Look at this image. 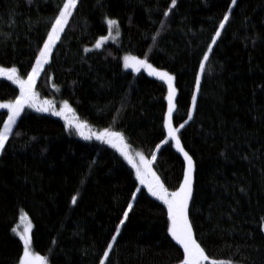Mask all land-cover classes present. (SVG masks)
<instances>
[{
  "label": "trees",
  "instance_id": "trees-1",
  "mask_svg": "<svg viewBox=\"0 0 264 264\" xmlns=\"http://www.w3.org/2000/svg\"><path fill=\"white\" fill-rule=\"evenodd\" d=\"M60 3L0 0L1 67L28 75ZM170 3L79 0L34 90L53 105L68 101L92 131L123 133L133 155L151 160L156 152L153 171L174 191L184 157L174 142L156 148L167 137L166 86L124 69L120 56L147 59L174 76L173 126L179 127L192 106L199 61L231 0H178L164 17ZM106 16L118 21L119 40L85 52L106 34ZM209 55L193 117L178 133L193 159L189 219L210 259L264 264V0H237ZM18 94L16 84L0 77V101ZM6 117L0 110V127ZM72 131L60 118L29 108L13 125L0 151V264H17L22 254L12 231L20 210L32 226V250L47 264H99L129 200L133 209L106 264H179L183 250L167 233L163 202L114 148Z\"/></svg>",
  "mask_w": 264,
  "mask_h": 264
},
{
  "label": "snow or ice",
  "instance_id": "snow-or-ice-1",
  "mask_svg": "<svg viewBox=\"0 0 264 264\" xmlns=\"http://www.w3.org/2000/svg\"><path fill=\"white\" fill-rule=\"evenodd\" d=\"M178 0H171V3L163 12L164 17H169L172 9L177 6ZM79 0H62V3L57 5V12L54 18L49 22L50 28L47 29L46 38H43L42 46H38V52L35 57V62L32 65L31 71L28 73L27 79H22L17 74V69L12 67L4 69L0 67V75H7V79L12 81L19 87V95L13 101L0 103V109L7 110V118L3 121V126L0 127V151L5 148L6 142L9 139L10 133L13 131V125L17 123V118L21 116L25 107H35L37 111L52 113L60 116L65 121V127L69 130L74 129L75 133L84 140H92L93 138L103 144L110 145L128 162L135 170L136 180L140 185L147 188V191L157 200L162 201L167 209V233L177 245L183 250V258L179 260V264H233L231 260L225 262L217 259H210L205 253V249L194 238L193 224L189 219V202L193 198V159L181 144L178 133L193 117V111L197 103V96L201 86V73L206 67V61L210 58V53L213 51L214 45L218 38L222 35V30L225 29L226 24L230 21L231 12L237 4V0H231L228 5V11H225L223 18L220 19L218 27L211 36V42L207 45V50L203 52V57L199 61V70L195 75V90L192 93V106L188 109L187 119L179 125L173 126L174 113L177 111V91L174 86V76L167 71H163L153 67L148 63L147 59H141L132 55H125L123 57V67L125 69L131 68L135 72H139L142 68L148 70V74L158 77L164 81L168 86L166 96L167 111L163 117V128L167 132V137L162 140L160 144L156 145L160 149L161 144L174 142L178 152L182 153L184 157L185 166L183 169V179L179 186L174 191H169L164 183L161 182L160 177L153 171V161L157 159V153L153 152L152 159L149 160L142 152L131 153L130 145L125 141L123 133L112 130L111 127L104 128L100 131H92L86 122L79 121L68 101H64L60 110L56 111L51 105L50 101H44L43 105L37 106V94L34 91V85L44 66L49 63V58L53 52L54 46L61 39V34L64 33L70 18L74 15V11L78 7ZM158 10V9H157ZM150 12V9H145ZM105 22L108 27V35L100 36L94 48L100 49L104 42L113 38V31L115 35L119 36V25L116 19L105 17ZM161 25H165V21H160ZM161 29H157L156 33L151 37L153 41L157 40ZM85 52L90 49L85 48ZM71 117V118H70ZM92 163H95L93 161ZM91 167V164L89 165ZM141 189H137L139 192ZM136 197V192L132 194ZM71 202H77V196L73 195ZM133 209V201L129 200L127 208L123 211V216L116 225L115 234L111 236V240L107 244V248L103 252V257L99 260V264H106V258L109 257L110 250L114 248V242L121 231V225L125 224L129 216V212ZM21 220H27V215L21 210ZM32 226L28 222L23 231L14 227L12 231L19 237L22 242V254L19 256L18 264H47L46 258L35 254L32 250Z\"/></svg>",
  "mask_w": 264,
  "mask_h": 264
},
{
  "label": "rangeland",
  "instance_id": "rangeland-1",
  "mask_svg": "<svg viewBox=\"0 0 264 264\" xmlns=\"http://www.w3.org/2000/svg\"><path fill=\"white\" fill-rule=\"evenodd\" d=\"M105 35H108V27H107V32H106V34H104V35H102V36H105ZM119 40V36H116L115 35V31H113V38L112 39H109V40H107L106 42H104V44L105 43H108V42H117ZM96 42V41H95ZM95 42H94V44H95ZM94 44L93 45H90V46H88V47H86V48H88V49H93L94 48ZM125 55H129V53H122L121 54V56H120V59H121V62H122V66H123V57L125 56ZM131 55V54H130ZM132 56H134V55H132ZM149 63V62H148ZM151 64V63H150ZM1 67V66H0ZM153 67H155V66H153ZM2 68H4V67H2ZM12 68V67H11ZM124 68V67H123ZM156 68V67H155ZM4 69H10V68H4ZM125 69V68H124ZM157 69H159V68H157ZM127 70H131V71H133L131 68H128ZM160 70H163V69H160ZM140 71H143L144 73H146V74H148V70L146 69V68H142ZM163 71H166V70H163ZM135 72V71H134ZM171 74V73H170ZM149 75V74H148ZM172 75V74H171ZM28 76V75H27ZM27 76L26 77H20V78H22V79H27ZM151 76V75H150ZM0 77H3V78H7V75L5 74V75H0ZM152 77H155V78H157V79H159L158 77H156V76H152ZM160 80V79H159ZM164 84H165V86H166V95H165V99H166V96H167V92H168V86H167V84L164 82V81H162ZM173 83H174V81H173ZM175 86V85H174ZM19 88V87H18ZM35 91V90H34ZM35 93H36V91H35ZM37 94V93H36ZM19 95V94H18ZM52 100V99H51ZM13 101V100H12ZM44 101H50V99H48V98H43V97H40L38 94H37V100H36V105L37 106H41V105H43V103H44ZM53 101H55V100H53ZM5 102H9V101H0V103H5ZM57 102H61V103H56L55 102V105H53V102H51V105H53V107L55 108V110L56 111H58V109L60 110V108H61V106H62V104H63V100H57ZM25 108H29V109H31V110H34V111H37L36 110V108L35 107H25ZM0 110H6V109H0ZM7 111V110H6ZM166 111H167V100H166ZM165 111V112H166ZM37 112H41V113H46V114H50V115H52V116H55V117H57V118H60L64 123H65V121H64V119L62 118V117H60V116H56V115H54L53 113H52V111H48V112H42V111H37ZM7 118V117H6ZM71 118V117H70ZM78 120L79 121H82V122H85V121H83V120H80L79 118H78ZM87 123V122H86ZM88 124V123H87ZM89 125V124H88ZM3 126V125H2ZM89 127L90 128H93L91 125H89ZM93 129H95V130H97L96 128H93ZM92 129V130H93ZM73 132V134L74 135H76V136H78V137H80L79 135H77L74 131H72ZM80 138H82V137H80ZM147 189V188H146ZM23 213H25L26 214V212L23 210ZM27 215V214H26ZM20 216H21V210L19 211V214H18V219H17V222H16V224L14 225V227H16V228H18L19 229V226H20V231H23V229H24V227L27 225V223L28 222H30L29 221V217H28V215H27V220H21L20 219ZM13 227V228H14ZM34 252V251H33ZM35 253V252H34ZM35 254H37V253H35ZM37 255H39V254H37ZM40 256V255H39ZM17 264H18V262H17Z\"/></svg>",
  "mask_w": 264,
  "mask_h": 264
}]
</instances>
